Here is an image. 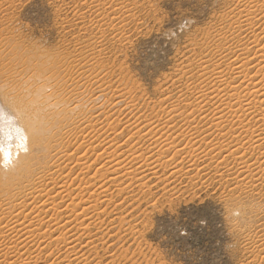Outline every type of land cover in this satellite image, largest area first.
<instances>
[{"label": "rangeland", "instance_id": "obj_1", "mask_svg": "<svg viewBox=\"0 0 264 264\" xmlns=\"http://www.w3.org/2000/svg\"><path fill=\"white\" fill-rule=\"evenodd\" d=\"M239 6L235 0H0V109L6 105L5 108L15 110V100H19L25 108L21 116H28L32 111H42L41 102L47 104L49 102L45 101L65 99L72 92L90 99L93 91H101L102 96L94 102L100 107L95 108L94 114H99L103 129L106 115L108 120L115 115L107 100H114L120 93L125 102L134 104L138 115L151 117L152 106L167 91L183 90L186 84L196 81V70L191 73L194 69L188 61L212 53L209 49L201 53L200 46L206 44L209 34L214 37L209 41H217L216 31L229 23L233 9ZM184 67L187 74L190 71L189 75L180 74ZM186 78L191 81L188 83ZM72 87L76 88L72 91ZM42 97L44 99L39 100ZM80 111L77 115H88V111ZM0 113L4 114L0 115V164L8 165L0 166L2 215L11 208L12 200H25L20 190L30 188V184L48 169L55 170V153L46 152L64 150L62 146L69 139V130L64 129L63 138L51 140L47 146L50 148L43 151L44 148H39L47 141L40 133L26 137L24 120L23 123L20 118L17 120V117L5 114L4 110ZM12 130H22L23 145L16 138L18 131ZM220 131L218 135L229 142L231 135H225V131L220 135ZM216 133L213 130V146L203 143L204 147L192 149L193 153L206 157L198 158L192 169L184 166L187 159L182 155L173 158L166 168L159 163L150 167L152 171L153 168L156 170L155 177L160 175L157 176L159 179L154 178L150 168L146 167L132 184L124 177L109 180L112 182L108 181V191L114 195L112 204L116 207L107 201L103 205L105 208L96 213L100 214L99 220L88 219L90 223L94 222L89 228L90 236L83 238L77 246L78 255L84 253V256L77 259L73 255L68 263H64L264 264V248L246 240L247 234L260 236L264 233V158L258 157L261 150H255L251 145V151L240 149L238 152L246 159L245 163L242 164V159L232 161L229 152L234 149V143L222 145L223 139H216ZM124 138H127L125 133L120 139L123 141ZM146 143L141 142L139 147L147 150ZM220 144L223 147H219ZM72 150L73 145L67 152ZM222 155L226 160H221ZM99 164L96 163L92 171ZM244 164L251 167V173L255 171L254 176L250 173L245 178L236 174ZM174 167L182 169L173 174L171 168ZM74 172L71 170L69 182ZM234 175L239 180L243 178L242 184ZM107 178L108 175L103 176L104 180ZM250 180L253 184L248 183L245 187L243 184ZM75 186L73 182L69 189ZM122 187L128 189L119 193ZM98 192L99 189L94 196L103 199L104 194ZM46 209L47 206L38 218L46 220L55 212ZM34 221L30 228L35 227L37 221ZM2 237L0 243L4 246L10 236ZM85 239L89 242L85 243ZM35 248L36 243L29 242L9 260L15 259L21 264L27 254L38 251ZM3 253L0 254L1 264L6 258Z\"/></svg>", "mask_w": 264, "mask_h": 264}, {"label": "bare ground", "instance_id": "obj_2", "mask_svg": "<svg viewBox=\"0 0 264 264\" xmlns=\"http://www.w3.org/2000/svg\"><path fill=\"white\" fill-rule=\"evenodd\" d=\"M235 2L236 6L238 4L240 6L239 8L236 7V10L233 9L229 23L216 31L217 41H209L214 38L209 34L210 38L205 39L206 44L200 46L201 53L207 49L212 53L207 57L201 55L197 60L188 61L194 69L191 70V73L196 70V81L189 80L188 78L192 79L193 76H188L186 79L189 81H186L188 83L191 81V83L186 84L183 90H175L174 93H171L170 90L167 91L163 98L152 106L151 110L154 113L151 117L138 115L134 104L125 102L120 93L114 100H107L111 109H114L115 115L110 120H108L109 116L106 115L104 120L106 124L103 129L98 119L99 114H94L95 108L97 110L100 107V105L95 106L94 102L102 96L101 91H93L90 94V99L82 97L81 93L72 92L65 99L45 101L49 102L47 104L41 102L39 105L42 107V111H32L28 116H21L25 108L19 100H15L17 105L15 110L5 108L6 105L4 108L1 107V112L4 110L5 114L13 116V118L17 117V120L20 118L21 122L25 121V124H27L26 137L30 135L29 138H31L32 135L39 133L42 135V139L47 142L39 150L44 148L43 151H46L47 148H50V146H47L51 140L62 139L65 134L63 130H69L67 144L65 143L66 145L63 144L62 146L64 150H47L46 152L47 154L50 152L55 153L53 162L55 170L50 171L48 169L30 184V188L20 190L25 200H12L11 208L9 207L7 213L0 215V223L2 224L0 237L10 236H8L9 242H6V245L2 246L0 243V254L5 252L3 256L6 257L4 264H17L15 259L9 260V257L18 255L21 251L20 248L29 242L36 243L35 249L38 251L32 255L27 254L21 264H50L48 261H51V264H65L64 262L67 261L68 263L69 258L73 255L77 259L84 256V253L78 255L77 246L83 242V238L90 236V225L95 222L93 219H100V214L97 215V212L102 209L103 205H106L105 202L108 201L112 204L114 198V195L108 191L109 185L107 184L109 180L124 177L130 180H128L129 184H132L135 178L137 180V174H139L138 176L141 175L139 172L143 168L148 167L149 170L156 163L162 164L166 168V165H169L173 158L182 155L187 159H185L187 164L183 165L187 166V169H192L194 163L199 161L198 158L201 160L206 158L201 154L199 155V153H193L192 149L199 146L204 147L203 143L205 145L208 143L207 146H213V130L217 131L218 137L216 139L218 140L224 137L218 135L220 130V135L222 131H225V135H231L232 138L229 142L224 141V139L221 142L223 141L222 145L225 144L224 146H230L234 143L232 145L235 146L234 149L231 148L232 150L229 152L232 161L242 159V164L244 161L246 162V159L244 160L242 154L239 155L238 152L241 151L240 149L251 151V145L255 150H261L258 157L264 158V0H235ZM184 69L187 68L184 67L180 74L186 76L187 73ZM189 74L190 71L187 75ZM178 81H180V77ZM75 88L72 87V91ZM43 99L44 97L39 100ZM39 100L35 98L36 102ZM121 103L123 105L120 107ZM88 106L91 107L88 108ZM82 109L88 111V115H77ZM64 119L67 121L64 122ZM55 123L58 124L54 126ZM120 127L121 129L118 131ZM56 130H59V133ZM12 131H18L16 138L23 145L24 139L22 140L20 136L22 130ZM123 133L127 135V138L122 141L120 138ZM5 140L7 139L5 138ZM226 140L228 141V139ZM141 142H147V150L139 147ZM72 145L73 150L67 152V149ZM222 145L220 144L219 147H223ZM154 148H157V150L153 151ZM5 152H7L6 149L3 153ZM220 153L217 154L216 152L215 154L219 155ZM182 158L184 159V157ZM225 158L226 156H221V160H226ZM249 159H251L250 156ZM98 162L100 163L99 166L92 171V167ZM106 164L108 166L104 168L103 166ZM245 166L244 164L239 167L238 171L234 168L237 171L234 172L237 175L242 174L246 178L252 171L250 166H246L247 168ZM174 168H171L173 174L177 173L181 167ZM73 169L75 170L74 176L69 182L72 174L71 170ZM167 169H169V166ZM155 171L154 168L153 171L151 170L154 178H158L160 175L155 177ZM253 173L251 174L253 175ZM104 175H108L106 180L103 179ZM237 179L241 183L243 178L239 180L238 177ZM144 180L143 182H145ZM73 182L76 183V186L69 189ZM244 182L246 183V179ZM248 183H251V180L243 185L247 187ZM144 184L141 185L145 186ZM251 184H253V181ZM255 184L257 186V182H254ZM125 188L127 187H122L121 190L117 191L120 193ZM98 189L101 194H104L103 199L98 195L99 192L97 194L99 197L94 196ZM51 192L54 194L52 195ZM26 200L29 201L26 202ZM112 205L116 207L115 204ZM46 206V211L53 210L55 212L48 219L42 220L38 216ZM103 211L105 212L104 209ZM255 211L258 212L259 210L256 209ZM34 219L37 223L34 228H30V224L33 223ZM88 219L94 222L90 223ZM24 221L29 223L25 224ZM246 236L248 243L254 242V244H258L256 246L264 248V233L260 236H249V234ZM34 238H36L35 241ZM87 242L89 241L85 243ZM54 259L56 260L53 261ZM80 259L83 260V258ZM262 261L264 262V256Z\"/></svg>", "mask_w": 264, "mask_h": 264}, {"label": "clouds", "instance_id": "obj_3", "mask_svg": "<svg viewBox=\"0 0 264 264\" xmlns=\"http://www.w3.org/2000/svg\"><path fill=\"white\" fill-rule=\"evenodd\" d=\"M0 166L7 167L8 165L7 164H0Z\"/></svg>", "mask_w": 264, "mask_h": 264}]
</instances>
